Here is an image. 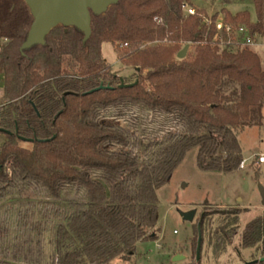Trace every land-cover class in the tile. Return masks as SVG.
Listing matches in <instances>:
<instances>
[{
  "label": "trees",
  "instance_id": "1",
  "mask_svg": "<svg viewBox=\"0 0 264 264\" xmlns=\"http://www.w3.org/2000/svg\"><path fill=\"white\" fill-rule=\"evenodd\" d=\"M0 1L5 7L0 129L11 132L0 131L6 137L0 144V197L12 174L41 184L55 202L69 206L54 227L39 226L34 236L16 244L14 260L107 264L130 259L138 243L158 237L157 189L190 148L197 147L204 170L240 168V131L264 121V69L256 51L217 30L218 14L208 24L202 11L183 15L181 6L191 0H119L105 13L92 14L89 37L75 26L58 25L44 44L22 50L31 9L25 0ZM252 1L254 21L247 10H222L225 22L244 26L255 40L264 36V0ZM104 42L115 45L119 62L134 74L121 77L113 70L102 55ZM186 44L191 52L178 58ZM121 78L127 86H120ZM127 106L173 114L185 130L154 143L144 159L127 149L124 128L99 120L102 110ZM67 187L83 193L69 198ZM243 211H221L210 237L216 256L239 234L242 248L256 247L264 257V211L241 229ZM4 232L0 226V241Z\"/></svg>",
  "mask_w": 264,
  "mask_h": 264
},
{
  "label": "rangeland",
  "instance_id": "2",
  "mask_svg": "<svg viewBox=\"0 0 264 264\" xmlns=\"http://www.w3.org/2000/svg\"><path fill=\"white\" fill-rule=\"evenodd\" d=\"M191 3L198 11L204 12L201 15L204 19L218 14L217 20L225 21L223 8L232 13L247 10L253 21L257 18L252 0H191ZM4 10L0 1V21ZM183 15L189 16L185 12ZM248 47L260 55L264 69V36H258L255 44ZM115 48L112 43L104 42L103 57L121 77L131 76L135 70L119 62ZM191 50L192 46L187 54ZM1 74L0 69V103L3 94ZM99 120L124 128L130 138L127 149L144 159H149L150 151L155 149L154 143H160L170 135L185 130L177 116L138 106L104 109L99 114ZM5 139V135L0 132V144ZM239 141L246 167L231 172L200 168L197 162L198 149L190 148L170 179L157 189L158 237L138 243L136 253L130 259L115 258L107 264H249L261 258L256 247H241L239 234L219 256L214 254L210 239L211 231L222 217L221 211L233 207L244 210L240 215L241 229L264 211L261 196V188H264V162L257 161L258 156L264 155V121L260 127L240 131ZM112 148L121 149V146L113 145ZM10 179V182L4 184L0 197V226L5 228L4 237L0 241V264H25L13 259L14 246L34 236L39 226H48L49 229L54 227L69 212V206L67 202H55L46 188L37 182L19 177L13 179L12 174ZM64 193L74 198L81 196L83 191L67 187ZM192 209L197 210L194 220H184L182 213ZM199 222L203 242L197 260ZM48 235L49 231L45 236L47 247ZM178 254L184 258L173 261Z\"/></svg>",
  "mask_w": 264,
  "mask_h": 264
},
{
  "label": "water",
  "instance_id": "3",
  "mask_svg": "<svg viewBox=\"0 0 264 264\" xmlns=\"http://www.w3.org/2000/svg\"><path fill=\"white\" fill-rule=\"evenodd\" d=\"M29 5L33 22L29 29L27 38L21 49H28L34 45L45 43L47 35L58 25L75 26L84 32L86 37L91 35L92 14H103L108 8L119 0H25ZM190 45L186 44L177 54L178 58L186 57ZM133 85V84H130ZM127 86L121 78V85ZM103 84L99 88H103ZM98 89V88H97ZM0 131L11 134L10 131ZM26 140V138H22ZM262 203L264 205V188H261ZM197 210L192 209L182 213L184 220L192 222ZM203 236L201 222L198 224L197 260L200 258ZM182 255H175L173 261H180ZM264 260V257L252 260L248 263Z\"/></svg>",
  "mask_w": 264,
  "mask_h": 264
},
{
  "label": "built area",
  "instance_id": "4",
  "mask_svg": "<svg viewBox=\"0 0 264 264\" xmlns=\"http://www.w3.org/2000/svg\"><path fill=\"white\" fill-rule=\"evenodd\" d=\"M181 9L183 12H185L187 15H196L198 13V10L195 6L184 3L181 6ZM206 23L211 24L212 20L211 18H205L204 19ZM162 19H159V22H161ZM216 28L219 32H227L228 34H234L235 43L241 44L242 46H251L255 44V40L252 38V36L249 35L248 30L244 26H234L233 24L227 23L224 20H216L215 21ZM2 40L0 39V43ZM258 161L260 163L264 162V155L258 156ZM246 167V160L244 159L241 164L240 168Z\"/></svg>",
  "mask_w": 264,
  "mask_h": 264
},
{
  "label": "crops",
  "instance_id": "5",
  "mask_svg": "<svg viewBox=\"0 0 264 264\" xmlns=\"http://www.w3.org/2000/svg\"><path fill=\"white\" fill-rule=\"evenodd\" d=\"M257 161H258V158H257ZM258 162H259V161H258ZM259 163H260V162H259ZM262 163H263V162H262ZM262 206H264L263 203H262Z\"/></svg>",
  "mask_w": 264,
  "mask_h": 264
}]
</instances>
